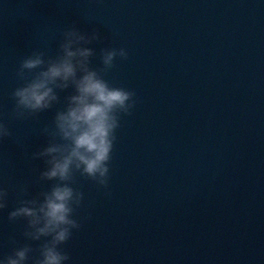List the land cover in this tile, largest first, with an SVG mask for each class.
<instances>
[{
	"label": "water",
	"instance_id": "obj_1",
	"mask_svg": "<svg viewBox=\"0 0 264 264\" xmlns=\"http://www.w3.org/2000/svg\"><path fill=\"white\" fill-rule=\"evenodd\" d=\"M0 264H264V0H0Z\"/></svg>",
	"mask_w": 264,
	"mask_h": 264
}]
</instances>
